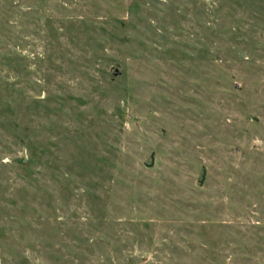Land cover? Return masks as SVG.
I'll return each mask as SVG.
<instances>
[{"label": "rangeland", "instance_id": "obj_1", "mask_svg": "<svg viewBox=\"0 0 264 264\" xmlns=\"http://www.w3.org/2000/svg\"><path fill=\"white\" fill-rule=\"evenodd\" d=\"M0 264H264V0H0Z\"/></svg>", "mask_w": 264, "mask_h": 264}]
</instances>
